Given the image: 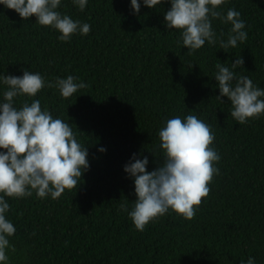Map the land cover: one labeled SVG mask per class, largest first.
I'll return each mask as SVG.
<instances>
[{"label":"trees","instance_id":"1","mask_svg":"<svg viewBox=\"0 0 264 264\" xmlns=\"http://www.w3.org/2000/svg\"><path fill=\"white\" fill-rule=\"evenodd\" d=\"M164 4L130 11V0H89L84 12L63 0L60 11L91 25L69 42L0 6V74L40 72L50 81L73 75L89 87L65 99L54 88L38 94L42 107L71 122L88 146L90 168L78 190L59 199H9L17 229L10 264H264V116L238 124L221 103L212 79L215 64L244 60L236 71L264 87V0H225L246 22L248 39L225 53L206 45L186 55L177 31L164 27ZM227 37L231 25L213 22ZM31 98H20L17 104ZM210 124L221 155L209 196L191 220L175 213L137 231L120 203L133 202L134 183L124 172L132 155L159 158L158 131L174 116ZM104 147L105 153L98 149ZM154 155H151L150 152ZM162 163V159L160 160Z\"/></svg>","mask_w":264,"mask_h":264},{"label":"clouds","instance_id":"2","mask_svg":"<svg viewBox=\"0 0 264 264\" xmlns=\"http://www.w3.org/2000/svg\"><path fill=\"white\" fill-rule=\"evenodd\" d=\"M89 0H71L73 6L84 12ZM225 0H130V11L139 15L141 7L163 12L164 27L177 31V43L193 55L206 43L219 45L225 53L248 39L246 22L235 8L226 14L221 6ZM63 0H0V6L13 10L21 19L51 28L59 33L61 42L71 41L74 35L87 36L91 25L60 11ZM231 25L227 37L214 30L213 22ZM244 68V60L236 56L234 62L215 64L212 79L221 103L227 98L230 117L238 124L264 116V87L237 72ZM89 87L79 77L68 75L50 81L40 72L22 69V75L0 74V264H10L8 253L15 251L10 240L16 227L9 213V199L32 197L59 199L66 191L78 190L80 180L89 170L88 146L82 144L72 123L63 120L42 107L39 93L54 88L68 99L79 90ZM23 99L19 105L17 101ZM159 159L149 171L148 156L133 154L124 166V172L134 183L135 201L120 203L118 212L126 213L137 231L170 213L191 220L202 200L211 191L209 185L220 174L217 167L221 155L214 147L215 133L210 124L193 114L167 119L158 131ZM100 153L106 149L100 147ZM150 152V151H149ZM151 155H154L150 152ZM157 157V155H154ZM162 159V163L160 160ZM240 264H256L249 256Z\"/></svg>","mask_w":264,"mask_h":264}]
</instances>
